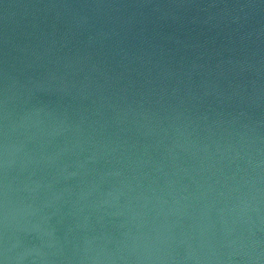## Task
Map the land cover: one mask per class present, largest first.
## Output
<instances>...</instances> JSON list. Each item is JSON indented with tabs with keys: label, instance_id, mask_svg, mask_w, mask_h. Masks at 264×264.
<instances>
[{
	"label": "water",
	"instance_id": "1",
	"mask_svg": "<svg viewBox=\"0 0 264 264\" xmlns=\"http://www.w3.org/2000/svg\"><path fill=\"white\" fill-rule=\"evenodd\" d=\"M0 264H264V0H0Z\"/></svg>",
	"mask_w": 264,
	"mask_h": 264
}]
</instances>
